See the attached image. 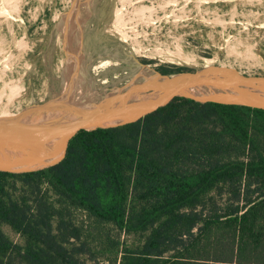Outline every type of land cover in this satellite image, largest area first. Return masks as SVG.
I'll list each match as a JSON object with an SVG mask.
<instances>
[{
	"label": "trees",
	"instance_id": "trees-1",
	"mask_svg": "<svg viewBox=\"0 0 264 264\" xmlns=\"http://www.w3.org/2000/svg\"><path fill=\"white\" fill-rule=\"evenodd\" d=\"M61 151L0 171V264H264V109L177 97Z\"/></svg>",
	"mask_w": 264,
	"mask_h": 264
},
{
	"label": "rangeland",
	"instance_id": "rangeland-1",
	"mask_svg": "<svg viewBox=\"0 0 264 264\" xmlns=\"http://www.w3.org/2000/svg\"><path fill=\"white\" fill-rule=\"evenodd\" d=\"M5 3V10L11 4L9 9H20V13L7 16L17 24V54L6 57H18L11 60L15 64L13 78L23 71V65L30 64L20 82L25 85L21 100L13 104L12 112L48 101L70 102L78 93L85 95L82 100L89 108L96 104L105 108L128 88L153 86L158 81L155 71L163 69L168 71L164 74H176L214 65L245 76L264 77V0ZM55 152L60 155L61 148L37 158ZM74 216L79 223L84 217L78 212ZM3 231L13 242H23L8 226Z\"/></svg>",
	"mask_w": 264,
	"mask_h": 264
},
{
	"label": "water",
	"instance_id": "water-1",
	"mask_svg": "<svg viewBox=\"0 0 264 264\" xmlns=\"http://www.w3.org/2000/svg\"><path fill=\"white\" fill-rule=\"evenodd\" d=\"M155 73L158 81L144 89L143 96L127 97L129 104L119 102L122 105L115 109L105 110L97 104L89 108L87 104L56 100L32 105L15 121L0 123V171L25 172L39 154L67 148L79 131L116 128L136 122L177 97L264 109V77L245 76L217 66L182 70L176 74H164L160 70Z\"/></svg>",
	"mask_w": 264,
	"mask_h": 264
},
{
	"label": "bare ground",
	"instance_id": "bare-ground-1",
	"mask_svg": "<svg viewBox=\"0 0 264 264\" xmlns=\"http://www.w3.org/2000/svg\"><path fill=\"white\" fill-rule=\"evenodd\" d=\"M16 1V0H15ZM18 1V0H17ZM253 1V0H252ZM257 1V0H256ZM261 1V0H260ZM22 2V1H20ZM19 2V3H20ZM251 2V1H250ZM247 3V2H246ZM245 3V4H246ZM259 3V2H258ZM261 3V2H260ZM259 3V4H260ZM119 4V3H118ZM4 5L6 6V3H5V0H0V95L7 89H9L14 83L16 82H23L25 80V73L30 69V64H25L23 65V71H21V73H19L18 77L16 78H13V75L11 71H13L12 69H15L13 67L14 62L11 61L13 59H18L17 58H13V59H8L6 57H11V56H14L16 53V48H17V37L18 35L15 34V28L17 27L15 25L16 23V20L15 19H9L7 18V16L9 17V15H12L14 13H20V9L18 7H14L12 9H9L7 8L5 10V7ZM19 5V4H16V6ZM8 6V5H7ZM238 6V5H237ZM2 7V8H1ZM253 8V7H251ZM5 11V12H4ZM234 11V10H232ZM250 12V11H249ZM4 13V14H2ZM88 13V12H87ZM256 13V12H255ZM254 13V14H255ZM238 14V13H237ZM259 14V13H258ZM233 15V14H232ZM256 15V14H255ZM253 15V16H255ZM240 16V15H239ZM244 16V14H243ZM247 16V15H246ZM262 16V15H260ZM256 17V16H255ZM94 18V17H93ZM246 18V17H245ZM258 20H259V17H257ZM14 20V21H13ZM85 21V20H84ZM262 21V20H261ZM21 22V21H20ZM257 22V21H256ZM260 22V21H259ZM211 23V22H209ZM74 24V23H73ZM78 24V23H77ZM214 24V23H213ZM247 24V23H246ZM85 25V24H84ZM230 25V24H229ZM248 25V24H247ZM260 25V24H259ZM58 26V25H57ZM61 26V25H60ZM75 26V25H74ZM108 26V25H107ZM215 26V25H214ZM256 26V25H255ZM65 27V26H64ZM63 27V28H64ZM78 27V26H77ZM212 27V26H211ZM231 27V26H230ZM245 27V26H244ZM252 27V26H251ZM62 28V27H61ZM115 28V27H114ZM232 28V27H231ZM257 28V27H256ZM4 29H6V32H4ZM58 29V28H57ZM56 29V30H57ZM60 29V27H59ZM65 29V28H64ZM67 29V28H66ZM74 29V28H73ZM77 29V28H76ZM235 29V28H234ZM233 29V30H234ZM78 30V29H77ZM108 30V29H107ZM122 30V29H121ZM58 31V30H57ZM60 31V30H59ZM62 31V30H61ZM66 31V30H65ZM84 31V30H83ZM215 31V30H214ZM244 31V30H243ZM256 31V30H254ZM78 32V31H77ZM108 32V31H106ZM130 32V31H128ZM242 32V31H241ZM61 33V32H60ZM65 33V32H63ZM87 33V32H86ZM98 33V32H97ZM216 33V32H215ZM218 33V32H217ZM248 33V32H247ZM257 33V32H256ZM123 34V33H122ZM9 37V39H7V37ZM61 35V34H60ZM87 35V34H86ZM119 35V34H118ZM57 36V35H56ZM64 36V35H63ZM68 36V35H67ZM66 36V37H67ZM126 36V35H125ZM65 37V36H64ZM69 37V36H68ZM102 37V36H101ZM143 37V36H142ZM234 37V36H233ZM58 38V37H57ZM79 38V37H78ZM77 38V39H78ZM130 38V36H129ZM254 38V37H253ZM69 39V38H68ZM80 39V38H79ZM82 39V38H81ZM119 39V38H118ZM124 39V38H123ZM122 39V40H123ZM137 39V38H136ZM67 40V38H66ZM69 41V40H68ZM77 42V41H76ZM82 42V41H81ZM69 43V42H68ZM72 43V42H71ZM70 43V44H71ZM78 43V42H77ZM64 44H67L66 42ZM63 44V45H64ZM74 44V43H73ZM69 45V44H68ZM75 45V44H74ZM77 45V44H76ZM82 45V44H81ZM70 46V45H69ZM78 46V45H77ZM84 47V46H83ZM76 48V47H75ZM78 48V47H77ZM81 48V47H80ZM78 50V49H77ZM19 54V53H18ZM62 55V54H61ZM16 56V55H15ZM18 56V55H17ZM12 58V57H11ZM260 64H261V60L258 58L257 59ZM214 65L212 66H209V67H213ZM215 67V66H214ZM152 86H143V85H138V86H134V87H131V88H128L127 90H125L126 94L123 96V94H120L116 97V99H114V101H112L111 104L107 105L105 107V110H110V109H115L117 107H120V103L119 102H126V104H129V102H127L126 98H134L135 96L137 97H140V96H143L144 93H143V90L145 89H148V88H151ZM122 93L124 91H121ZM85 95H83V93H78L76 94L75 96L72 97V99L67 96L66 99H69L70 98V103H73L72 100L76 101V102H81L80 104H85L84 103V100L83 97ZM126 96V97H125ZM75 104V103H73Z\"/></svg>",
	"mask_w": 264,
	"mask_h": 264
}]
</instances>
